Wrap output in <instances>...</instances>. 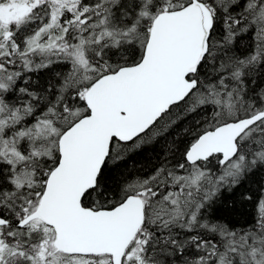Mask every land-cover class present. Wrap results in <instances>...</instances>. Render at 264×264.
Here are the masks:
<instances>
[{
	"label": "snow or ice",
	"instance_id": "1",
	"mask_svg": "<svg viewBox=\"0 0 264 264\" xmlns=\"http://www.w3.org/2000/svg\"><path fill=\"white\" fill-rule=\"evenodd\" d=\"M0 264H264V0H0Z\"/></svg>",
	"mask_w": 264,
	"mask_h": 264
},
{
	"label": "trees",
	"instance_id": "2",
	"mask_svg": "<svg viewBox=\"0 0 264 264\" xmlns=\"http://www.w3.org/2000/svg\"><path fill=\"white\" fill-rule=\"evenodd\" d=\"M262 177L260 174H256L248 179L236 193L229 194L224 193L227 199L225 205H220L221 214L229 218L233 222L243 223L246 219L250 218L254 211V203L259 195V187ZM249 192L253 200L252 201H241L240 193Z\"/></svg>",
	"mask_w": 264,
	"mask_h": 264
}]
</instances>
